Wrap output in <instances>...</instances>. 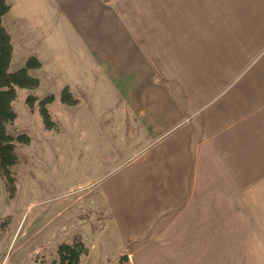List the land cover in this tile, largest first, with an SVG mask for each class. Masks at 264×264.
<instances>
[{"label":"crops","instance_id":"obj_1","mask_svg":"<svg viewBox=\"0 0 264 264\" xmlns=\"http://www.w3.org/2000/svg\"><path fill=\"white\" fill-rule=\"evenodd\" d=\"M251 1L6 0L9 72L34 57L36 89L96 81L118 105L129 156L94 178L105 255L201 264L218 223L264 224V0Z\"/></svg>","mask_w":264,"mask_h":264},{"label":"rangeland","instance_id":"obj_2","mask_svg":"<svg viewBox=\"0 0 264 264\" xmlns=\"http://www.w3.org/2000/svg\"><path fill=\"white\" fill-rule=\"evenodd\" d=\"M189 1L185 0L186 5ZM200 2L201 6L233 12L255 3ZM60 39L51 27L49 41L56 49H61ZM33 78L40 82L37 76ZM54 80L43 79L40 89L15 90L12 108L16 120L6 126V132L13 137L26 135L29 143L16 145L19 165L13 169L18 179L13 201L6 200L0 178V264H57V246L70 243L75 236L81 237L88 250L80 264H128L127 257L126 263L119 261L123 253L105 255L98 246L108 215L94 178L129 156V144L123 142L118 126V105L114 107L109 94H102L96 81L83 84L81 79H73L71 87L66 86L77 103H60L58 94L63 86ZM46 91L51 93L43 94ZM48 94L55 99L46 106L52 122L46 129L37 104L30 110L25 100ZM129 123L135 135L138 129L134 121ZM98 148L103 155L96 153ZM243 225L218 223L215 248L210 255L201 256V264H264V224Z\"/></svg>","mask_w":264,"mask_h":264},{"label":"trees","instance_id":"obj_3","mask_svg":"<svg viewBox=\"0 0 264 264\" xmlns=\"http://www.w3.org/2000/svg\"><path fill=\"white\" fill-rule=\"evenodd\" d=\"M10 6L6 0H0V178L3 182L6 200L11 202L17 195V176L13 169L19 165V159L15 153L17 144H28L26 135L11 136L6 132V126L12 125L16 120L12 103L16 98V88L35 89L39 81L28 75L31 69L40 67L39 62L34 57H29L22 68L15 72H9L8 66L11 60L12 47L10 36L2 25V17L8 12ZM55 96L50 94L41 99L28 96L26 105L32 110L37 104L38 111L42 117L46 129L51 128L49 114L46 106L51 104ZM60 103L75 105L77 100L73 98L67 88L58 94ZM57 264H80L83 257L88 254V250L80 236H75L70 243H61L56 248ZM120 263L127 261L125 255L119 257Z\"/></svg>","mask_w":264,"mask_h":264}]
</instances>
